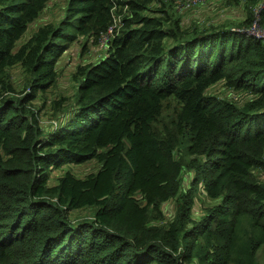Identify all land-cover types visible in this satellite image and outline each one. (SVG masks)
I'll list each match as a JSON object with an SVG mask.
<instances>
[{"label":"trees","instance_id":"obj_1","mask_svg":"<svg viewBox=\"0 0 264 264\" xmlns=\"http://www.w3.org/2000/svg\"><path fill=\"white\" fill-rule=\"evenodd\" d=\"M158 1L0 0V264H257L263 39L225 20L185 24ZM209 1L264 28V0ZM89 41L106 52L48 100L61 56ZM219 82L246 97L213 94ZM90 159L96 172L50 182Z\"/></svg>","mask_w":264,"mask_h":264},{"label":"rangeland","instance_id":"obj_2","mask_svg":"<svg viewBox=\"0 0 264 264\" xmlns=\"http://www.w3.org/2000/svg\"><path fill=\"white\" fill-rule=\"evenodd\" d=\"M173 4L175 6L174 0H173ZM153 6H158V8H160L162 7V4L161 2L156 0V2L153 3ZM55 8L58 10V4L52 5L51 8L48 9L45 13H42L37 20L30 23L27 30L22 34L19 41L24 40L38 24L49 19L52 15L49 14V11ZM125 8L126 7H124V9ZM234 8L235 7L226 8L222 6L218 8L217 5L214 4V2L208 0L207 2L205 1V3L203 2L191 6L189 8H186L187 10L184 9V11L182 12L176 10V8L175 10L177 12L176 14L181 17L182 21L185 24H191V23L201 24V23H205V21L213 22V21L225 20L227 23H229V28H230L231 26L232 27L237 26L235 24L237 20L234 18L233 14L236 13L240 15V11L244 12L242 6H238L237 9L233 10ZM57 12L55 10V13ZM118 20H119L118 17L114 18L115 23H117ZM76 46L73 47L72 54L71 53L68 54L67 52L63 56H61V59L58 63V70H59V76L63 81H61L58 87L55 86L53 88H50L48 92L44 94L47 95L48 100L60 92L66 93L69 91L70 85L68 80L76 62L97 60L100 56L103 55L104 51L106 52L105 46L101 44H97V45L91 44V41H89L87 45L88 47L85 49V51H82L81 54L77 55V52L79 51L80 48ZM11 71H14V69L12 68ZM209 89L213 94L219 97H230L234 100H241L246 97V94L232 92L231 89L224 86L221 82L214 84ZM48 120H49V112H45L43 110L40 116V121L42 123H46L48 122ZM99 168H100V162L96 161L95 159H90L80 163H70L68 165H65L62 169H53L51 172L50 182L52 183L54 181V178L57 175L62 174L65 169H69L76 177H83L87 173L96 172ZM164 204L165 203H163V205ZM165 206H167V208L169 209L171 203L167 202ZM84 209H90V208L89 207L76 208V209H72L71 212H79V214H77L76 217H83L90 212V210H84ZM255 258L257 264H264V244L260 243L259 246L257 247V250L255 251Z\"/></svg>","mask_w":264,"mask_h":264},{"label":"built area","instance_id":"obj_3","mask_svg":"<svg viewBox=\"0 0 264 264\" xmlns=\"http://www.w3.org/2000/svg\"><path fill=\"white\" fill-rule=\"evenodd\" d=\"M173 1V0H172ZM206 0H174L175 2V8L178 11L184 10L186 8H189L191 6L200 4L205 2ZM256 17H258L256 15ZM115 22V21H114ZM115 25L109 26V28L107 29V35H103L102 37V43L106 42L107 40H109L112 35H113V29L115 28ZM234 30L236 31H240V32H251L253 35L255 36H261L262 37V41L264 43V28H261L260 25L255 21H253V23L248 27V28H239L237 26L232 27Z\"/></svg>","mask_w":264,"mask_h":264},{"label":"bare ground","instance_id":"obj_4","mask_svg":"<svg viewBox=\"0 0 264 264\" xmlns=\"http://www.w3.org/2000/svg\"><path fill=\"white\" fill-rule=\"evenodd\" d=\"M261 7V6H260Z\"/></svg>","mask_w":264,"mask_h":264}]
</instances>
